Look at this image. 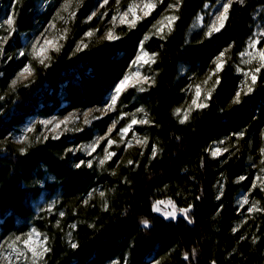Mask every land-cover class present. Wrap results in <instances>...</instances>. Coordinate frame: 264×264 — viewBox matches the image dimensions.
I'll return each instance as SVG.
<instances>
[{
    "label": "trees",
    "instance_id": "trees-1",
    "mask_svg": "<svg viewBox=\"0 0 264 264\" xmlns=\"http://www.w3.org/2000/svg\"><path fill=\"white\" fill-rule=\"evenodd\" d=\"M95 1L82 0L67 39L60 51L52 52L49 66L32 61L33 77L13 91L10 81L24 66L15 58L23 48V35L29 37L41 30L64 0H0V24L12 13L17 17L16 32L4 45L5 55L0 56V237L23 234L35 226L52 241L47 264H108L113 260L119 264L157 260L160 264H264V213L249 231L252 234L258 227L263 234L258 244H252L251 235L242 240L240 232L232 231L238 219L235 198L242 187L236 180L244 175L246 158L253 146H259L264 127V71L251 95L239 105L229 104L240 85L235 71L238 53L263 21L264 0L234 5L226 27L211 38H205L203 30L190 32L205 0H183L171 35L166 40L150 37L145 42L147 51L159 54L151 67L156 83L143 93L127 90L118 100L113 118L138 106L145 109L153 123L140 132L147 136L149 150L153 143L161 150L151 162L147 155L142 160L133 156L139 161L137 168L120 169L115 177H99L75 166L80 158L72 157L68 149L104 134L108 117L71 138L47 139L26 147L23 153L20 145L10 140L32 120L103 106L128 70L140 41L165 9L160 7L131 31L126 26L118 28L121 38L116 41H95L86 50L74 52L76 43L94 28L85 21ZM210 2L215 4V0ZM5 34V27H0V36ZM229 44L233 45L231 60L220 74L221 83L209 106L193 113L187 124H180L174 109L187 101L182 89L190 78L203 77L211 60ZM9 56L14 59L8 60ZM5 90L9 92L4 94ZM241 130L245 136L239 141L240 151L234 153L226 147L228 151L220 158L209 157L205 149L213 142L233 140L232 134ZM220 181L223 194L218 200L216 184ZM96 185L104 186L108 193L115 191L107 211L95 203L84 205L85 196ZM45 191L49 192L44 195L47 200L57 195L68 223L77 225L70 239L77 248L66 244L49 221L36 220L32 204ZM164 192L176 205H193L192 223L183 217L166 220L152 211V203ZM143 219L149 220L148 229L142 226ZM185 253L188 260H184Z\"/></svg>",
    "mask_w": 264,
    "mask_h": 264
},
{
    "label": "snow or ice",
    "instance_id": "snow-or-ice-1",
    "mask_svg": "<svg viewBox=\"0 0 264 264\" xmlns=\"http://www.w3.org/2000/svg\"><path fill=\"white\" fill-rule=\"evenodd\" d=\"M20 0H14V3H19ZM164 2V0H129L126 8L121 7V0H115L116 7L111 16V20L108 21L112 25L111 28H108L104 35L101 37L102 40L107 41H116L120 39V35L115 32V28L119 25H126L131 31L135 29L141 21L150 17L153 12ZM109 0H102L100 7L103 8L105 5H108ZM246 0H216L215 4L211 3L210 0H205L203 5V14H197L198 25L204 29L205 38H211L215 33L221 32L225 27L227 22L230 20V11L232 10L234 5L244 6ZM183 4V0H174L173 3H169L167 8L161 13L160 18L156 20V22L149 29V32L145 34L143 40L140 41L139 47L137 49V53L134 59L128 65V70L125 72L123 77L119 79L117 83L114 85V91L110 93L108 100L104 102L103 109L96 108L90 109L88 111H84L82 116L84 118V124L90 125L92 120L102 119L104 115H108L110 112L114 111L117 107L118 100H120L121 96L127 92L128 89H135L137 92L143 93L148 90L149 87L155 85V75L154 74H146L142 71L144 66H148L149 71H151V66L157 63L158 53L152 52L150 53L145 49V42L150 39L151 36H156L161 40H166L169 35H171L174 30V26L176 22L180 19L179 12L181 6ZM72 5V0H64L61 4L60 8L57 10L56 14L53 16V19L49 21L48 28H45L43 32L40 33L38 37L35 38V41L31 43L30 50H21L19 51L17 59H21V63L24 66L20 69L19 72L15 75V77L11 80L10 88L14 91L17 84L23 81H27L34 74V66L32 61H37L44 68L49 66L46 61H49L51 57L48 55L49 51H59L63 45L58 44V40H64L67 37L68 29L65 28L63 30V34L59 37L49 38L48 33L51 30H56V20H63L64 17L61 16L62 12H67L71 19L76 18V12L70 11ZM108 16V12L104 11L102 14L97 16V12L93 11L85 21H92L93 17H97L101 21ZM207 16L210 19V22L205 24L204 19ZM16 20L17 17L15 14L8 15L5 20H3L0 27H5L6 34L0 36V56L5 55L4 45L10 41V39L14 36L16 32ZM118 22V24H117ZM96 30L91 29L86 32L84 35L86 37H92L95 34ZM42 41V42H41ZM202 42V41H201ZM264 31H255L253 32L248 40L246 41L245 47L242 51L238 53L240 58L239 63L235 66V71L242 75L243 79L241 80L240 85L237 87L232 99L229 104L239 105L243 102V98L245 96L251 95L255 88L258 85V78L260 77L262 70H264ZM88 45H83V47H87ZM163 45H161L162 47ZM233 47L232 44H229L227 48L220 50L218 55H216L210 62V66L206 71V74L202 80L197 82H190L185 89L186 94H191V101L187 104V107H177L174 109V115L178 118V122L180 124H185L191 118V115L196 110H203L209 106V101L212 99L213 93L216 91V88L221 83V73L224 71L226 64L231 60L230 49ZM83 48L78 44L77 51H81ZM30 58V59H28ZM8 60L14 59V57H7ZM25 59H28V62H24ZM241 65H246L247 69L241 67ZM3 76V73L0 72V77ZM192 78H190L191 81ZM146 85V86H145ZM3 99V97H0ZM122 103V102H121ZM101 112L102 115L100 117L93 116L92 113ZM139 113H143L142 117L138 118ZM91 117V119H89ZM128 118V122L124 124L123 127H120L116 132V135L119 137V142L114 140L111 134L114 130L117 129V125L121 120ZM79 119L75 113H70L68 116H65L63 119L56 120L53 117L52 120H42L39 121L40 124L44 125L46 130L50 133L51 139L59 140L61 138L62 133L58 132L62 126L64 129L73 130V131H83V129L76 127V120ZM54 121H56L54 123ZM153 121L149 118L147 112L143 108H137L135 112H121L120 116L116 120H112L111 126L108 128L107 133L104 136H98L93 143H91L87 148H78V149H68L69 152L75 151H85L87 155L92 156L93 153L97 152L98 148H102L103 156L98 159L99 166L103 167L107 162L113 161V158L117 156V152L111 151L110 148L112 145L116 144L117 148L123 145L124 152H128L133 147V142H135L136 146L141 147V152L139 155L143 156L145 153L143 148H146L149 141L147 136L140 137L137 134V130L135 126L137 125H151ZM72 125V128H69V125ZM51 125L49 128L48 126ZM33 131L32 128H28L27 132L31 133ZM131 134V136L129 135ZM233 136L237 140L242 139L245 136V131L241 130L238 133H233ZM262 137H264V132L261 133ZM39 139V137H37ZM44 140L49 139L48 135L43 136ZM179 139V138H177ZM27 141V136H22L19 142L24 143ZM102 141H106V144L102 145ZM217 142H213V145H210L209 148H206L205 151H208L212 158H217L223 155L224 152L228 151V148H221L219 146H215ZM219 144H224L225 141L221 140L218 142ZM21 153L24 152V148L20 149ZM161 150L158 146L153 143L151 149V155L149 156V160L155 159ZM261 155V167L259 169L260 175H257L251 180V186L248 188V192L251 194L254 189L259 188L261 192H264V147L260 148ZM117 165L121 164V160L113 161ZM87 163L89 168L93 167L92 160H88L87 162L81 160L75 166L80 168L83 164ZM139 161H134L132 159H128L126 164L133 165L138 164ZM203 166V160L201 161ZM115 171L113 175H115ZM248 178L246 176H239L236 180L237 183L246 181ZM221 195L223 194V185L220 186ZM93 193L89 192V199L92 197ZM99 196L101 198L105 197V193L103 191L99 192ZM196 199H200V197H196ZM217 199H220V196H217ZM89 201L85 200L84 203L87 204ZM167 203L168 206L171 207V211H163L160 205ZM240 207L242 208L244 205L249 204V197L246 195L243 197L241 201H239ZM223 207V205H221ZM103 208L105 211L108 210L109 205L107 200L103 202ZM193 208L192 204H188L187 207H177L175 202L172 199L165 200H155L152 203V211L154 213H162L163 217L166 220H176L178 214L182 216L188 223H192L191 219V210ZM254 212H264V207L260 205V201H252L251 206L247 208V213L252 214ZM61 216L64 213H60ZM60 221H57V225H59ZM141 224L145 229L150 227V222L147 219L141 220ZM73 229L77 227V225H71ZM92 227V225H89ZM234 233L238 232L239 229L234 227L232 229ZM71 233H69V237H71ZM41 234L36 231V229H32L26 234V238H23L20 235L15 236L14 240L11 243H8L5 251L16 253V258L24 257L26 260V264L30 261V264H46L45 256L51 251L50 246H48V237L43 236L41 239ZM241 239H244L241 236ZM255 239L253 243H255ZM78 245L75 242L71 243V248L75 249ZM0 248H4V245H0ZM195 251V250H194ZM3 255V253H0ZM5 259L11 260L12 256L8 255L4 257ZM189 255L187 253L184 254V260H188ZM115 264V262H114ZM155 264H160V261H155ZM212 264H216L215 261H212Z\"/></svg>",
    "mask_w": 264,
    "mask_h": 264
},
{
    "label": "rangeland",
    "instance_id": "rangeland-1",
    "mask_svg": "<svg viewBox=\"0 0 264 264\" xmlns=\"http://www.w3.org/2000/svg\"><path fill=\"white\" fill-rule=\"evenodd\" d=\"M81 2H82V0H72V5H71V8H70V11H76L77 8L79 7V5L81 4ZM128 2H129V0H121V7L122 8H126ZM173 2H174V0H168L167 2H166V0H164V2L156 10H158L162 6H164L165 9H166L167 8V5L169 3H173ZM215 2H216V0H215ZM62 3H60V4H58L56 6V8L54 10V13H53V16L56 14L57 10L60 8V6H61ZM101 3H102V0H96L92 12L93 11H96L97 12V16H99L104 11H107L108 12V16L105 17V19L103 21H101L97 17H93V20L92 21H88L87 22L90 25L93 24L94 28H92V29H95L96 32H95V34L92 37H86V36H84L80 41H78L76 43L75 47H74V52L84 51L93 42L102 40L101 37L104 35L105 31L108 28H111L112 27V25L110 23H108V21L111 20V16H112V14H113V12L115 10V7H116L115 0H109L108 5H105L103 8L100 7V4ZM165 9H163V11L161 13H163ZM200 14H203V11ZM61 16H63L64 19L63 20H60V19H57L56 20V26H57L56 27V30H51L48 33L49 38L59 37L61 34H63V30L65 28H67L68 29V32H69L70 23L72 22L73 19H71L69 17V14L67 12H62L61 13ZM262 17H263V21L258 22V25H257L255 31H264V16L262 15ZM52 19H53V17H52ZM209 22H210V19L207 16H205L204 23L207 24ZM117 24H118V22H117ZM48 26H49V23H47L41 30L36 31L35 33H33L32 35H30L29 37L23 35V37H22V43H23L22 50H30L31 43H33L35 41V38L38 37L40 35V33L44 31L45 28H48ZM123 26H126V25H119V26H117L115 28V32H116V30L118 28L123 27ZM5 28H6V26H5ZM199 30H203L204 31V29L201 26L198 25L197 19H195L194 22L192 23L191 28H190V32H195V31H199ZM67 36H68V33H67ZM151 37H156V36H151ZM66 39H67V37H66ZM66 39H64V40H58V44L63 45ZM78 44L80 45L81 48H83V50L77 51ZM83 45H88V46L87 47H83ZM261 46H264V44H262ZM52 52H57V51H49L48 55L50 57H52V55H51ZM239 60H240V58L238 57L237 64L239 63ZM50 62H51V59L49 61H46V63H48V64ZM241 67L244 68L245 70L247 69V66L246 65H241ZM142 71L144 73H146V74H150L151 75V71H149L148 66H144V68L142 69ZM262 71H264V70H262ZM180 72H181V74H184L185 70L184 69H181ZM237 75L240 77V83H241V80L243 79V77H242V75H240L238 73H237ZM204 76L203 77H200V78H193V79H191L190 82H197L199 80H202L204 78ZM14 77H15V75H14ZM32 77H30L27 81H23L21 83H18L17 86H19L20 84H23V83L28 82ZM10 83H11V81H10ZM9 88H10V84H9ZM7 91L9 92V90H5V93L4 94H6ZM186 95H187V101H186V103L184 104L183 107H187V104L190 103V101H191V94L190 93H187ZM103 107H104V105L101 106V107H95V108H90V109H96V108L103 109ZM138 108H143V107L138 106ZM90 109L83 110V111H72V112H70V113H75L77 116H79V119L76 120V127H79L81 129L85 130L87 128H91L92 124L95 121H97V120H92V123L90 125H85L84 124V118L82 116V113L84 111H88ZM135 110L132 111V112H129V113H133V112H135ZM198 111H201V110H196L193 113L198 112ZM115 112H116V109L114 111L110 112L108 115H104L103 116V118H105V117L106 118L107 117L110 118L105 133H107L108 128L111 126L112 120L118 119L119 116H120V114H121L120 113L117 118H113V115H114ZM70 113H68V114H66L64 116H61V117L60 116H53V117H55L56 120H60V119H63L65 116H68ZM92 115L93 116H96V117H100L102 115V113L101 112H94V113H92ZM137 115H138V118H139V117H142L143 116V113H139ZM53 117H50V118H47V119L32 120V121L28 122V124H26V126L24 128H22L21 130H19L16 133H14L10 137V140L13 143H15V144L20 145V147L21 148H24V150H25L26 147H29V146H32V145H35L37 143H40V142L45 141L43 139V136L44 135H48L49 136V139H51L52 133L48 132L46 130L45 126L42 125V124H40L39 121H42V120H52ZM174 117L178 121V118L175 115H174ZM89 119H91V117ZM55 122L56 121H54V123ZM127 122H128V118H125L124 120H121L119 122V124L117 125V129L114 130V132L111 134L112 138L114 140H116L117 142H119V137L116 135V132L118 131V129L120 127H123L124 124L127 123ZM187 123L188 122H186L185 124H187ZM147 126L148 125H137V126H135V128L137 130L138 136H140V137H144L145 136L144 135L145 133L142 134L140 131L143 130ZM48 127L50 128L51 125H49ZM68 127L69 128H72V125L70 124ZM28 128H32L33 131L31 133L27 132V129ZM58 132L62 133L61 138L62 137L71 138L72 136H74L75 134H77V133H79L81 131H79V132L73 131V130H67L66 131L64 129V126H62L61 129L58 130ZM262 132H264V127L262 129H260L259 139L257 141L259 143V146L258 145H257V147L256 146H253L251 153L249 152V155L246 158V165H245L246 169H245V173H244L243 176H246L248 179L246 181H242V182L237 183V184H240V185L242 184V187L238 191V194L236 195L235 204H234L235 207H236V210H237V214H238V219H237L234 227L238 228L239 229L238 232H240L241 236L244 237V239H242V240L248 239V235H251V236H249L250 237L249 240L252 242L253 245L258 244L261 241L263 234L261 235V232L258 230V227H257V229L255 231L252 232V234H249V231H251V227L256 223L257 219H259V217L264 212H254L252 214H248L247 213V208L251 206V202L252 201H260V205L262 207H264V192H261L259 190V188H257V189H254L253 192L250 194L248 192V188L251 186V180L254 177H256L257 175H260L259 169L262 166L261 165L260 148L261 147H264V137H262V135H261ZM105 133L102 134V135L96 134V135L93 136V138L90 141L85 142V143H81V144H79V145H77V146H75V147H73L71 149L87 148L91 143H93L95 141V139L98 136H104ZM129 135L131 136V134H129ZM22 136H27V141L24 142V143L19 142V140H20V138ZM37 137H39V139H37ZM240 140H237L235 137H234L233 140H231L230 138H228V139L224 140L225 141L224 144L221 145V144H219L217 142L215 146H219L221 148L229 147V148L233 149V152L235 153V152H237V150L240 151V149H239L240 148V145H241L240 142H239ZM103 144H106V141H102V145ZM110 150L117 152V156L113 158V161L121 160L122 161L121 164L117 165L113 161H109L103 167L99 166L98 159L103 156L102 148H98L97 149V152L96 153H93L92 156L87 155V153L85 151H82V150L81 151L70 152V153H71V156L72 157H78V158H80V161L83 160V161L87 162L88 160H92L93 167L89 168L87 166V163L83 164L81 167L82 168H85V169H87L89 171H91L94 175L99 176V177H102V176H108V177L109 176L110 177L113 176V177H115L116 174H117V171L120 170V169L129 170L132 167L137 168L138 164L127 165L126 164L127 160L128 159H132L133 160V156H138L139 159L142 160L146 155H147V158L149 160V156L151 155V150H149V143H148V145H147L146 148H143V151L145 153L143 156L139 155V153L141 152L142 149H141V147L136 146L135 145V142H133V147L128 152H124L123 145H121L119 148H117L116 144L112 145L111 148H110ZM207 154L209 155V157L212 160H215V159H218V158L221 157L220 156V157H217V158H212L211 155H210V153L208 151H207ZM152 160L153 159H151L149 161L151 162ZM114 171L116 173L115 175H113V172ZM48 182L49 183H52L51 178H48ZM246 184H248V187L247 188H244ZM221 185H223V182L222 181H220V182H218L216 184V191L218 193V196H221L220 195V193H221L220 192V186ZM100 191H103L105 193V197L104 198H101L99 196V192ZM90 192H92L93 195H92V197L90 199L88 197V194L89 193L85 196L84 201L85 200H88L89 202L87 204L84 203V205L86 206V205L95 203L96 205L98 204L101 208H103V202H104V200H107L108 205L110 206L111 201H112V197L114 196V192L115 191H114V189H112L108 193L107 189H105L104 186H102V185H96L94 188H92L90 190ZM47 193H49V192L48 191L47 192L45 191L43 193V196L40 197L36 202H34L32 204L33 209L35 211V215L37 217L36 220L49 221L50 222V225L52 226V229L54 231H57L58 232L57 234L61 235V237L64 238V240L66 241V244H69L70 243V245H71V240L70 239L72 238V235H71V237H69V233L72 234L73 231L75 230V229H73L71 227V225H73V224H69L68 223L69 219L66 216V214L64 213V210L61 209V206H60V204L58 202L57 195H55L51 199H48L47 200L44 197V195L47 194ZM166 194H168V193H165L164 192L161 195H159L158 196L160 198L159 200H165V201H167V199H169V198L172 199V197H169ZM246 195L249 197V204L244 205L241 208L240 207V204H239V201H241L243 199V197L246 196ZM177 197H180V193H179V195H177ZM176 206L177 207H183V206H179L178 204ZM160 207L162 209V212L163 211H171L172 210L171 207L167 205V203H165L163 205H160ZM61 212L64 213L63 216L60 215ZM155 214L163 217L162 213H155ZM178 217H182V216H180L178 214ZM58 220L60 221L59 225H57V221ZM32 229H36V231L41 234V237H40L41 239L43 238V236H47L48 237L47 243H48V246H50V248H51L52 241L50 240V237L47 234L41 233L35 226L31 225L30 228H29V230L27 232L23 233V234L11 235V236H9L7 238H1L0 237V245H4V248H0V253H3V255H0V264H26V260H25L24 257H20L19 259H17L16 258V253L10 252V250L9 251H5V249L7 248L8 243H11L14 240L15 236L20 235L23 238H26V234L29 231H31ZM254 239L256 241L255 243H253V240ZM48 254H46V256H45L46 264L48 263V259H47ZM8 255H11L12 256V259L11 260H8V259H5L4 258L5 256H8ZM262 255L264 256V248H263ZM114 262H115V264H119V261L118 260H113L112 262H110L108 264H114ZM150 262H152V261H150ZM263 263H264V261H263ZM28 264H30V261H28ZM150 264H155V263H150Z\"/></svg>",
    "mask_w": 264,
    "mask_h": 264
}]
</instances>
